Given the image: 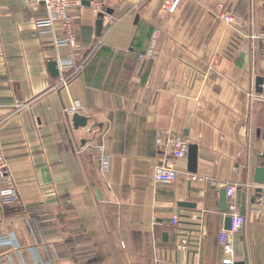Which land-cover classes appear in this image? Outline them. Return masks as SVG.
<instances>
[{"label": "crops", "instance_id": "obj_1", "mask_svg": "<svg viewBox=\"0 0 264 264\" xmlns=\"http://www.w3.org/2000/svg\"><path fill=\"white\" fill-rule=\"evenodd\" d=\"M164 2L84 1L71 49L53 46L61 29L37 34L40 2L0 0V148L18 193L0 204L1 264H220L230 184L239 212L246 195L235 262L264 264V0ZM70 57L82 68L63 88L48 63ZM167 133L197 147L195 173L157 144ZM166 164L177 181L155 183Z\"/></svg>", "mask_w": 264, "mask_h": 264}, {"label": "built area", "instance_id": "obj_2", "mask_svg": "<svg viewBox=\"0 0 264 264\" xmlns=\"http://www.w3.org/2000/svg\"><path fill=\"white\" fill-rule=\"evenodd\" d=\"M43 5V16L36 21L37 34L41 36H54L57 29L64 32L62 38L53 39L55 48L76 47V41L73 36V18L71 11L80 7L86 0H35ZM179 0H165L162 8V14H172L178 6ZM220 19L225 23L233 25L234 18L228 12L220 14ZM158 33L152 36V47L156 44ZM151 54V51L148 55ZM142 59V57H140ZM59 72L58 86L65 88L79 74L82 65H76L73 57L62 58L57 62ZM158 145H165L171 149V154L175 160L186 159L189 142L181 135L167 133L157 139ZM103 169L107 170L108 158L102 155ZM152 179L155 183L173 184L178 179L177 170L171 165H159L153 170ZM195 180V177H192ZM226 199L229 201L227 206V217L230 218L229 229L223 230L219 235V241L223 246V258L220 264H237L232 246V239L237 235L246 223V218L239 213L235 202L237 187L234 184L227 185L225 188ZM18 200L16 187L12 183V178L8 166L2 156L0 148V204L15 203ZM178 223L177 218L172 219V224ZM4 244H9L6 238L1 239ZM185 241L182 240V243ZM1 264V263H0Z\"/></svg>", "mask_w": 264, "mask_h": 264}, {"label": "water", "instance_id": "obj_3", "mask_svg": "<svg viewBox=\"0 0 264 264\" xmlns=\"http://www.w3.org/2000/svg\"><path fill=\"white\" fill-rule=\"evenodd\" d=\"M87 5H89L88 2H85ZM106 14H110V11H106ZM103 18L104 14L99 13L97 16V21H96V36L99 37L102 29V23H103ZM48 69L50 72V75L52 78L56 79L59 77V72L57 69V63L55 61H51L48 63ZM261 80H257V85L260 86ZM260 92V88L257 90ZM73 123L75 125L81 124V118L78 116H75L73 118ZM262 165L256 167L253 171V183L256 185L264 186V153H262L259 156ZM187 164H188V170L190 173H195L196 172V167H197V147L195 145H189L188 147V152H187ZM262 190H258L260 192ZM246 200V195L245 193H242L241 195V208H240V214L243 215L244 213V204ZM221 208L223 211L226 210V193L225 190L222 191L221 193ZM225 230L229 229L230 227V218L226 217L225 218Z\"/></svg>", "mask_w": 264, "mask_h": 264}]
</instances>
